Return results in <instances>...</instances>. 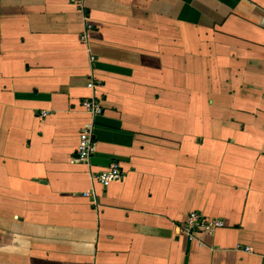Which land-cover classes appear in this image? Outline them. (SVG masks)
Instances as JSON below:
<instances>
[{
	"label": "crops",
	"instance_id": "crops-1",
	"mask_svg": "<svg viewBox=\"0 0 264 264\" xmlns=\"http://www.w3.org/2000/svg\"><path fill=\"white\" fill-rule=\"evenodd\" d=\"M0 264H264V0H0Z\"/></svg>",
	"mask_w": 264,
	"mask_h": 264
},
{
	"label": "built area",
	"instance_id": "built-area-1",
	"mask_svg": "<svg viewBox=\"0 0 264 264\" xmlns=\"http://www.w3.org/2000/svg\"><path fill=\"white\" fill-rule=\"evenodd\" d=\"M83 106L93 114H100L101 106L95 101H84ZM46 114L43 113V116ZM95 151V142L92 136L91 127L84 128L79 135L77 144L76 162H86ZM102 185L107 186L113 181L122 179V171L117 163H111L107 169L98 176ZM224 224L221 220H206L199 213L191 212L183 225V230L190 236L200 230L206 233H213Z\"/></svg>",
	"mask_w": 264,
	"mask_h": 264
}]
</instances>
